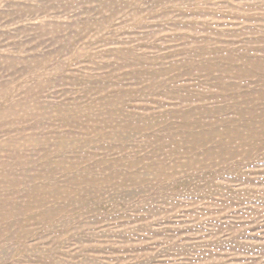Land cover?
Listing matches in <instances>:
<instances>
[{
    "label": "rangeland",
    "instance_id": "rangeland-1",
    "mask_svg": "<svg viewBox=\"0 0 264 264\" xmlns=\"http://www.w3.org/2000/svg\"><path fill=\"white\" fill-rule=\"evenodd\" d=\"M0 264H264V0H0Z\"/></svg>",
    "mask_w": 264,
    "mask_h": 264
}]
</instances>
